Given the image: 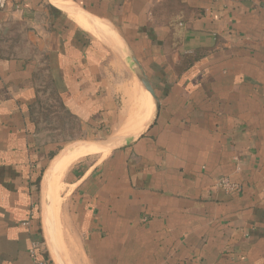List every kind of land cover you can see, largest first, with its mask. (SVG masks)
<instances>
[{"label": "crops", "instance_id": "0c3cea01", "mask_svg": "<svg viewBox=\"0 0 264 264\" xmlns=\"http://www.w3.org/2000/svg\"><path fill=\"white\" fill-rule=\"evenodd\" d=\"M57 1L0 0V264H264V0ZM44 94L102 138L49 158Z\"/></svg>", "mask_w": 264, "mask_h": 264}, {"label": "rangeland", "instance_id": "374dc122", "mask_svg": "<svg viewBox=\"0 0 264 264\" xmlns=\"http://www.w3.org/2000/svg\"><path fill=\"white\" fill-rule=\"evenodd\" d=\"M90 33V32H88ZM94 38L99 39L100 38L94 34H91ZM127 59V58H125ZM42 109H43V116L42 118V139L48 140V139H55L58 141V146L53 148L51 150L52 154L49 155V158H52L54 154L58 152V150L67 143H73L78 142L81 140H98L102 137L100 135L95 134L94 132L86 131L83 129V126L77 122V120L73 117H70L69 115L66 116L61 107L59 106L57 100H55V96L48 94L43 95V101H42ZM40 106V108H41ZM47 113H51L50 115H46ZM50 152V153H51ZM107 152V151H106ZM106 152H95L89 155L84 156L83 158L87 157L86 159H97L99 157H102ZM82 156L78 158L77 160H82ZM45 162V161H44ZM43 162V163H44ZM42 163V164H43ZM76 163V162H75ZM44 166V165H43ZM44 168V167H42ZM68 171V170H67ZM64 170L60 180H59V189L56 191V196L49 195L46 196V204L52 205L50 208L55 205V203L59 202L60 200V192L62 191L64 187V177L67 172ZM52 202V203H51Z\"/></svg>", "mask_w": 264, "mask_h": 264}, {"label": "bare ground", "instance_id": "6f19581e", "mask_svg": "<svg viewBox=\"0 0 264 264\" xmlns=\"http://www.w3.org/2000/svg\"><path fill=\"white\" fill-rule=\"evenodd\" d=\"M54 2H57L59 4V2L57 0H54ZM81 26H83V28L93 32L95 35H97L100 38L101 41L112 45L113 49L116 52L122 51L123 48L121 49L120 40L115 37L112 30L108 29L107 26H105L103 24L95 25V24L88 22V21H82ZM96 149L97 148L93 145L81 144V145L70 146V147H68V149L63 150V153H61L58 158L53 160L51 165L45 171L44 178H43V185H42L44 194L45 195L48 194L50 192V190L55 187L56 182L58 180V173H59L60 169H62L64 166H66L68 164V161H70L76 157V156H73V155H76L75 153L89 152V151H94Z\"/></svg>", "mask_w": 264, "mask_h": 264}, {"label": "water", "instance_id": "95a60500", "mask_svg": "<svg viewBox=\"0 0 264 264\" xmlns=\"http://www.w3.org/2000/svg\"><path fill=\"white\" fill-rule=\"evenodd\" d=\"M119 36V35H118ZM119 40L121 42V45H123L124 49H125V45L121 39V37L119 36ZM124 55L126 58H128L129 60H131L133 62V65H134V68H135V72H136V76L137 78L140 80L143 88L150 94L151 96V99H153L154 103H155V108L157 109L158 108V104H157V97H156V94L151 86V84L149 83L147 77L145 76L143 70L141 69V67L139 66L136 58L128 51L125 49L124 51ZM80 142H90V140H85V141H80ZM91 142H97V141H91ZM99 144H105L104 142H98ZM70 144H73V143H70ZM69 144V145H70ZM68 146V145H67ZM66 146V147H67ZM44 174V173H43ZM43 177V175H42ZM44 230V228H43Z\"/></svg>", "mask_w": 264, "mask_h": 264}, {"label": "built area", "instance_id": "2783aa9c", "mask_svg": "<svg viewBox=\"0 0 264 264\" xmlns=\"http://www.w3.org/2000/svg\"><path fill=\"white\" fill-rule=\"evenodd\" d=\"M39 244L38 242H32L29 247L28 253V264H47L44 259L39 258L38 256Z\"/></svg>", "mask_w": 264, "mask_h": 264}, {"label": "trees", "instance_id": "16d2710c", "mask_svg": "<svg viewBox=\"0 0 264 264\" xmlns=\"http://www.w3.org/2000/svg\"><path fill=\"white\" fill-rule=\"evenodd\" d=\"M40 175H41V171L40 173H38V175L36 176V180L35 183L38 184L39 180H40Z\"/></svg>", "mask_w": 264, "mask_h": 264}]
</instances>
